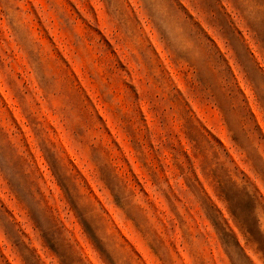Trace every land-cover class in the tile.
I'll use <instances>...</instances> for the list:
<instances>
[{"label": "rangeland", "instance_id": "rangeland-1", "mask_svg": "<svg viewBox=\"0 0 264 264\" xmlns=\"http://www.w3.org/2000/svg\"><path fill=\"white\" fill-rule=\"evenodd\" d=\"M0 264H264V0H0Z\"/></svg>", "mask_w": 264, "mask_h": 264}]
</instances>
